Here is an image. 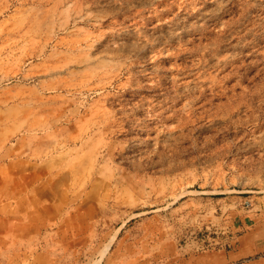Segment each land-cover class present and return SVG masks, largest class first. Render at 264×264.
Here are the masks:
<instances>
[{
  "label": "rangeland",
  "instance_id": "rangeland-1",
  "mask_svg": "<svg viewBox=\"0 0 264 264\" xmlns=\"http://www.w3.org/2000/svg\"><path fill=\"white\" fill-rule=\"evenodd\" d=\"M263 31L264 0H0V264L82 225L76 264H180L264 220Z\"/></svg>",
  "mask_w": 264,
  "mask_h": 264
},
{
  "label": "crops",
  "instance_id": "crops-1",
  "mask_svg": "<svg viewBox=\"0 0 264 264\" xmlns=\"http://www.w3.org/2000/svg\"><path fill=\"white\" fill-rule=\"evenodd\" d=\"M23 226L21 221L13 223L9 227ZM55 225L58 226L56 219ZM7 225H3L6 228ZM64 231L74 233L73 235H55L52 242L54 249H44L39 257L50 264H76L78 244L87 242L89 227L82 225L81 228H65ZM232 232H239L231 242V248L217 252L191 256L184 259L180 264H264V220L254 216L239 217L231 226ZM27 238V237H26ZM14 237L0 234V243H12ZM58 244V245H57ZM61 244V246H60ZM66 259L67 261H65Z\"/></svg>",
  "mask_w": 264,
  "mask_h": 264
},
{
  "label": "bare ground",
  "instance_id": "bare-ground-1",
  "mask_svg": "<svg viewBox=\"0 0 264 264\" xmlns=\"http://www.w3.org/2000/svg\"><path fill=\"white\" fill-rule=\"evenodd\" d=\"M162 3V2H161ZM131 13V12H130ZM167 13V12H166ZM163 14V13H162ZM157 17L158 16H149V18H144V20H145V22L147 23L148 21H150L151 19H157ZM263 33H264V31H263ZM250 34V33H249ZM251 35V34H250ZM249 35V36H250ZM244 36H246V34H244V35H242L241 37H239L238 39L240 40V39H242ZM248 37V36H247ZM240 42H241V40H240ZM247 44L248 43H245V45L242 47V49L243 48H245L246 46H247ZM240 58H241V56H240ZM243 58V57H242ZM172 59H175V60H177L178 59V55H175L174 56V58H169L168 59V61L169 60H172ZM233 62H238V64H240V65H236V66H234L233 67V69H231V70H229L227 73H226V78H231L232 79V77L234 78V76L235 77H238V79H239V81H241V80H244V79H252L253 78V76H251V77H248V75H249V69H248V72L247 73H244V74H242V75H240V76H238L237 75V70L239 69V68H241L242 66H243V62H241L240 63V61L238 60V59H236L235 61H233ZM232 62V63H233ZM222 64H227L226 62H222ZM253 64H255V63H253ZM257 64V63H256ZM229 67H230V65H229ZM250 67H252V66H250ZM249 67V68H250ZM172 71H176L177 73L180 71L179 69H176V68H174V69H171ZM235 70V71H234ZM263 71H264V68H263ZM164 72H166V70H161L160 71V73H164ZM237 75V76H236ZM255 76V75H254ZM166 80V78H161L159 81H157V83H156V85H158V84H160L162 81H165ZM173 80V79H172ZM172 80L170 79V81H171V83H172ZM175 80V79H174ZM173 82H175V81H173ZM242 82V81H241ZM174 84V83H173ZM156 88V87H155ZM154 88V89H155ZM216 88V85H213L212 86V91L214 90ZM156 90V89H155ZM153 91V90H152ZM182 98H184V97H179V98H177V100H179V99H182ZM210 99V98H209ZM208 100V99H207ZM181 119V121L179 122V126H180V128H182V127H184L185 128V126H187V124H188V121L185 119V118H183V117H181L180 118ZM94 264H98V262H95Z\"/></svg>",
  "mask_w": 264,
  "mask_h": 264
}]
</instances>
